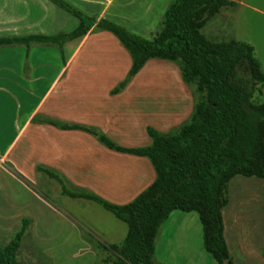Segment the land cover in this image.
Here are the masks:
<instances>
[{
    "label": "rangeland",
    "instance_id": "374dc122",
    "mask_svg": "<svg viewBox=\"0 0 264 264\" xmlns=\"http://www.w3.org/2000/svg\"><path fill=\"white\" fill-rule=\"evenodd\" d=\"M41 1L48 3L49 12L39 11L34 6L36 16L42 19L34 34L52 36L76 27L75 18L49 0ZM65 1L89 15H101L94 4L96 0ZM120 1L122 17H140L138 15L145 13L146 8L151 9L149 16L142 20L141 35L129 30L152 40L159 32L163 13L171 0ZM231 1L236 5L222 9L201 33L214 43L229 40L248 43L253 46L256 57L258 40L264 46V0ZM15 16H23L19 14V8L5 7L0 11V20H12ZM24 34L27 32L20 33ZM6 36L11 35L0 33V37ZM101 45L100 54L104 57L111 45L119 49L118 68L111 71L112 75L100 79L101 82L94 78L76 79L79 83L71 85L70 94L97 92L105 101L109 92L126 76L130 68L128 53L117 41L110 45L106 41ZM89 50L88 46L79 57L83 61H78V65L95 70L98 68L96 59L86 58ZM123 94L113 103L119 105L120 114H133L140 122H134L129 128L125 123L122 132L115 135L103 134L123 148L148 146L150 139L146 128L160 133L175 132L188 119L196 98L193 89L181 81L177 65L161 60L148 61ZM116 98L110 97L104 103ZM252 101L255 104L264 102V95L255 94ZM89 105L83 108L87 112L93 109ZM129 129L133 130L126 132ZM103 148L104 153L112 156L99 157L101 175L88 170L82 177H60L63 186L69 192L90 193L114 205L128 204L138 191L153 182V168L145 158ZM10 163L24 174L25 179L16 175ZM37 167L48 169L34 162L32 156L19 157L16 151L8 163L0 165V245H6L21 228V220H26V230L17 252L19 264H105L113 260L111 252L99 250L96 244L120 245L126 234L125 224L92 202L62 195L57 181L35 170ZM129 196L134 197L129 199ZM227 198L228 204L222 211L224 238L233 263L264 264V180L236 176L228 184ZM152 261L154 264H217L202 247V227L197 215L180 211L172 212L159 229Z\"/></svg>",
    "mask_w": 264,
    "mask_h": 264
},
{
    "label": "trees",
    "instance_id": "16d2710c",
    "mask_svg": "<svg viewBox=\"0 0 264 264\" xmlns=\"http://www.w3.org/2000/svg\"><path fill=\"white\" fill-rule=\"evenodd\" d=\"M77 20L76 27L52 36L34 34L0 37V48L63 46L91 31L111 34L130 57L124 79L109 94L117 95L130 84L148 61L177 65L183 84L193 89L195 102L184 124L173 133L146 128L150 144L123 148L103 134L79 125L44 120L41 124L62 131L92 135L109 151L145 158L154 171L153 182L130 203L111 204L90 193L67 191L58 173L37 167L61 186V194L92 202L126 226L120 245L103 246L114 259L105 264H154L155 239L174 211L195 213L202 227V247L217 264H234L224 238L222 211L228 204L227 187L236 176L264 180V102L253 103L262 94L264 72L252 45L235 40L210 42L201 33L206 24L231 0H171L159 32L146 40L114 21L85 14L65 0H49ZM63 58V57H62ZM27 226L4 246L0 264H19L17 252Z\"/></svg>",
    "mask_w": 264,
    "mask_h": 264
},
{
    "label": "crops",
    "instance_id": "0c3cea01",
    "mask_svg": "<svg viewBox=\"0 0 264 264\" xmlns=\"http://www.w3.org/2000/svg\"><path fill=\"white\" fill-rule=\"evenodd\" d=\"M47 4L41 0H0V11L5 7L19 8V14H23L15 16L12 20H0V33L11 36L34 35L33 31L42 23V19L35 14L34 6L39 11L49 12ZM94 4L101 12L98 18L114 21L139 34L143 18L151 12L150 8H146L145 13L138 15L140 17L135 15L126 18L122 17V11L119 9L120 0H96ZM21 32L27 34L20 35ZM115 40L107 32L91 31L83 38L66 43L63 46V58L52 47L32 46L28 50L23 46L0 48V165L8 163L16 151L23 159L32 156L34 162L55 171L61 178L82 177L88 170L101 175L98 168L99 157L112 155L104 153L103 146L92 135L80 131H62L40 122L51 120L65 125H79L104 135L122 132L125 123L129 128L134 122H140H137L133 114H120L119 105L113 103L120 100L116 97L126 89L114 96L108 94L109 97H106L105 101L110 97L116 99L107 103H104L103 95L101 97L97 92L80 91L79 94H70L68 91L72 88L71 85L79 83L81 78L100 81L112 75L111 71L120 61L119 49L111 45L109 50L107 49V57L100 52L103 47L101 44L107 41L110 45L117 41ZM88 46L90 50L86 58L96 59L98 68L95 70L78 65V61H83L79 57ZM256 53L264 72V46L260 40L257 42ZM74 66L76 68H73ZM261 95H264V88ZM88 104L93 108L91 112L83 109L88 107ZM132 130L126 132L130 133ZM72 138L76 140L72 141ZM10 165L15 170V166L11 163ZM16 175L25 179L19 170ZM148 186L138 191V194ZM133 197L129 196V199Z\"/></svg>",
    "mask_w": 264,
    "mask_h": 264
}]
</instances>
